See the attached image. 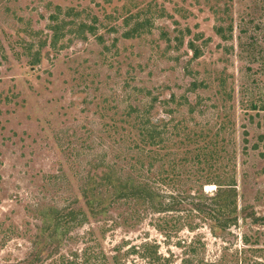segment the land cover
<instances>
[{
    "label": "rangeland",
    "instance_id": "374dc122",
    "mask_svg": "<svg viewBox=\"0 0 264 264\" xmlns=\"http://www.w3.org/2000/svg\"><path fill=\"white\" fill-rule=\"evenodd\" d=\"M0 264H264V0H0Z\"/></svg>",
    "mask_w": 264,
    "mask_h": 264
},
{
    "label": "trees",
    "instance_id": "16d2710c",
    "mask_svg": "<svg viewBox=\"0 0 264 264\" xmlns=\"http://www.w3.org/2000/svg\"><path fill=\"white\" fill-rule=\"evenodd\" d=\"M214 207V206H213ZM220 210H217L215 207L211 209L210 216L213 218L218 217Z\"/></svg>",
    "mask_w": 264,
    "mask_h": 264
}]
</instances>
